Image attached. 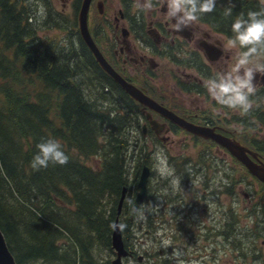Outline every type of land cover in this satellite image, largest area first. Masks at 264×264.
<instances>
[{"label": "trees", "instance_id": "obj_1", "mask_svg": "<svg viewBox=\"0 0 264 264\" xmlns=\"http://www.w3.org/2000/svg\"><path fill=\"white\" fill-rule=\"evenodd\" d=\"M16 2L0 0V232L15 264H104L124 187L119 222L127 225L125 248L133 244L128 201L143 165L149 166L141 140L129 136L139 124L125 111L128 95L84 45L80 52L73 43L66 48L41 41L29 22L34 12ZM78 8L77 1L69 27L59 14L42 24L73 27L69 37L82 44ZM262 10L263 0H216L215 10L197 22L232 39L238 16ZM258 54L264 58V50ZM48 139L61 144L68 163L34 171L36 145ZM91 159L97 168L86 164ZM226 194L232 195L228 188ZM147 224L153 231V221Z\"/></svg>", "mask_w": 264, "mask_h": 264}, {"label": "flooded vegetation", "instance_id": "obj_2", "mask_svg": "<svg viewBox=\"0 0 264 264\" xmlns=\"http://www.w3.org/2000/svg\"><path fill=\"white\" fill-rule=\"evenodd\" d=\"M14 1L18 7L26 8L20 0ZM59 1L65 7L73 1L75 6L78 1L79 8L82 2ZM106 1H96V8L98 2L103 5L101 14L97 9L102 19ZM133 1L118 0L122 9L113 13L111 22L104 19L95 33L91 34L88 25L91 37L106 61L126 82L162 108L189 124L233 140L245 149L248 161L264 168V72L254 75L256 90L250 96L253 107L248 114L217 104L208 95L206 83L217 72L232 69L241 55L239 48L230 47L227 37L197 21L175 32L172 28L174 21L166 15L164 0H153V8L143 11L138 10ZM41 2L47 10L46 19L58 14L64 17V12L55 7L54 0ZM93 2L95 0L91 1L90 8ZM27 9L30 10L29 5ZM34 15L29 22L39 23ZM79 38L82 42H78L79 51L82 52L84 45L94 60L80 34ZM252 62L264 65V58L257 54L252 57ZM84 73L90 74L91 71L85 70ZM125 102L128 118L139 124L136 131L140 140L152 138L156 143L166 145L173 144L174 137L179 136L182 147L189 146V141H192L196 149L193 158L196 164L189 157H179L169 163L179 185L171 189L168 184L163 186L166 190L161 189L157 198L160 208L154 212L158 217L153 221L150 211L147 213V219L142 223L145 226L143 237L152 233L147 222L153 221L154 234L162 231L163 235L171 230V250L179 249L183 253L181 259L184 264H264V183L252 176L242 162L214 140L189 133L129 96ZM130 107L138 113L131 111ZM151 121L158 124V129L152 127ZM185 177L188 181L182 179ZM147 188L148 196L142 204L156 203L148 184ZM227 188L232 195L226 194ZM243 202L246 203L244 207ZM243 208L246 209L245 217L241 215ZM169 212L172 215L168 220ZM129 217L134 220L135 216L130 214ZM248 217L253 220L252 225L244 232V225L248 224L242 218ZM243 236L246 240L250 236L248 258L243 252ZM126 250L131 256L123 259V264L132 260L138 262V256H142L133 244ZM143 254V260L138 263H167L149 260L163 255L162 250L155 256L147 250ZM114 258L115 253L111 249L106 256L102 255L101 262L111 264ZM170 264H175L174 259Z\"/></svg>", "mask_w": 264, "mask_h": 264}, {"label": "clouds", "instance_id": "obj_3", "mask_svg": "<svg viewBox=\"0 0 264 264\" xmlns=\"http://www.w3.org/2000/svg\"><path fill=\"white\" fill-rule=\"evenodd\" d=\"M164 3L167 17L174 21L172 28L175 32L188 28L203 14L212 13L216 8V0H164ZM135 6L143 11L153 8L154 3L153 0H136ZM231 31L234 37L228 40V45L232 48L239 46L246 51L241 53L230 71L217 72L214 78H210L206 83V90L217 104L248 114L253 107L250 96L256 90V86L253 85L254 75L257 72H264V65L252 62V57L264 50V10L249 12L247 19L241 14L231 24ZM36 148L37 152L30 163L34 171L47 168L49 164L62 166L68 163V156L55 139L45 140L37 144ZM177 184L179 185V181ZM128 203L131 213L137 220H146L149 211L157 212L160 208L159 201L141 204L138 207L132 200ZM126 227V224L115 221L109 225L113 232H123ZM182 255L183 253L176 249L171 258L175 264H184Z\"/></svg>", "mask_w": 264, "mask_h": 264}, {"label": "rangeland", "instance_id": "obj_4", "mask_svg": "<svg viewBox=\"0 0 264 264\" xmlns=\"http://www.w3.org/2000/svg\"><path fill=\"white\" fill-rule=\"evenodd\" d=\"M26 8L28 5L30 6V13L35 14V17L37 18L39 23H36V31H37V37L41 39L43 42H48L50 44L51 42L54 43L56 46H61V47H66L72 45L74 48H78V41L77 39H73L69 37V32L72 30L68 28V30H62V29H54L50 28L48 29L47 26L45 25V22L42 25V22L45 19V16L47 14V10L45 7H42V2L41 0H20ZM96 1L92 3V6L89 11L88 15V25L90 27L91 34L95 30L98 29L99 27L102 26V21L104 19H110V22L112 21V16L113 13H118L121 9L122 6L118 2V0H107L106 5H105V15L104 19L100 18L97 8H96ZM264 1V0H263ZM55 2V7L58 10H61L64 12V24L65 26L69 25L66 23L68 22L69 24L73 23L74 21V9H73V3L71 4H66V7L63 6L64 3L60 2L59 0H54ZM133 3H136V0L133 1ZM64 27V26H63ZM85 78L88 77V75L85 74ZM129 136H133V138L138 139L139 135H137L136 130H132L129 132ZM157 141L155 139H146V140H141V143L144 146V153L145 157H147V162L149 164V167L151 169L149 181H148V186L150 188V194L153 197V200L157 202V198L159 196V193L161 192V189H163V186L169 185L168 188H172L173 186H177V178L174 176V171L172 168H169V163L173 162L174 159H178L179 157H189L195 164L197 161H195L194 157L196 154V149L194 148V143L192 141H189V146L182 147L183 142H181V139L178 137H174V143L173 144H166V145H161L159 143H156ZM181 142L179 145L178 143ZM194 158V159H193ZM175 161V160H174ZM191 161V162H192ZM88 166L91 168H97L98 166V160L97 159H91L86 163ZM133 164L130 165L132 167ZM183 167V166H182ZM133 173V169L130 171V174ZM172 175V176H171ZM169 177V179H167ZM188 181V178H182ZM166 190V189H163ZM246 205L245 202H243L242 207ZM245 208L242 210V216L245 217ZM151 216L153 217V221L157 219L156 215L154 212L150 211ZM158 214V213H157ZM170 215H168L166 218L169 220L171 218V213L169 212ZM133 240L132 243L135 246V250L139 255L144 256L145 250H147L150 254H153L155 256V253L158 251H163V255H159L158 258L152 257L149 260L153 261H167L166 264H170L172 258V253L173 251L171 250V230H167L165 234L162 235V231L158 232V234H154V230L150 235H146L143 237L144 234V229L145 226L142 224L143 220H137L136 217L133 218ZM159 219V218H158ZM243 221H247L248 226L244 225V232L246 231L245 228L249 227L252 225V219L251 218H242ZM244 238V236H243ZM250 239V236H249ZM248 240L245 238L243 239V252L246 255L248 252ZM253 239V237H252ZM143 243H146L143 245ZM102 255H107V251H102ZM249 256L246 255V258ZM111 258V257H110ZM158 263V262H157ZM125 264H142L138 263L137 261H125ZM144 264H150V262L146 261Z\"/></svg>", "mask_w": 264, "mask_h": 264}, {"label": "water", "instance_id": "obj_5", "mask_svg": "<svg viewBox=\"0 0 264 264\" xmlns=\"http://www.w3.org/2000/svg\"><path fill=\"white\" fill-rule=\"evenodd\" d=\"M92 0H82L80 8L77 14V25L78 31L80 34L81 39L83 40L84 44L87 46L89 51L91 52L94 60L100 67V69L110 77L116 84L120 86V88L135 102L138 104L143 105L145 108H148L156 113H159L166 117L168 120L178 124L180 127L184 128L191 134L199 136L204 139H211L214 140L217 144L221 147L226 148L232 156L242 162L248 172L256 177L260 182L264 183V168H258L253 163L247 160L245 156V149L240 146L238 143L225 138L223 136L214 134L212 130H208L205 128H201L192 124L185 122L184 120L178 118L171 112L167 111L166 109L162 108L152 99L147 97L144 93H142L139 89H137L132 84L126 82L106 61L103 57L101 52L99 51L98 47L94 43L91 34L88 28V13L89 8ZM103 5L101 2L97 3V9L99 13H102ZM151 125L154 129H158V124L154 121H151ZM145 128V127H144ZM150 168L146 165H143L139 177L137 179V183L135 185V195H134V204L138 207L142 204L145 198L148 196V180L150 177ZM127 193V189L124 187L122 188L120 198L118 200L117 208H116V216L114 221L117 223L119 222V216L121 214L123 202L125 200ZM110 245L111 249L115 253V258L111 261V264H123L122 260L128 256H131L130 253L126 250L123 240H122V232H113L111 230L110 236ZM138 262L143 260L142 256H138ZM0 264H15L14 258L12 257L11 253L8 250L6 242L2 233L0 232Z\"/></svg>", "mask_w": 264, "mask_h": 264}]
</instances>
